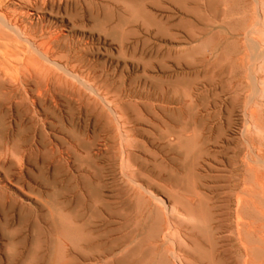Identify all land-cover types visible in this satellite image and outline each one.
<instances>
[{"label": "rangeland", "instance_id": "1", "mask_svg": "<svg viewBox=\"0 0 264 264\" xmlns=\"http://www.w3.org/2000/svg\"><path fill=\"white\" fill-rule=\"evenodd\" d=\"M0 57V264H264V0H0Z\"/></svg>", "mask_w": 264, "mask_h": 264}, {"label": "bare ground", "instance_id": "2", "mask_svg": "<svg viewBox=\"0 0 264 264\" xmlns=\"http://www.w3.org/2000/svg\"><path fill=\"white\" fill-rule=\"evenodd\" d=\"M1 58V57H0ZM190 121V120H189ZM186 124V123H185ZM189 125V124H188ZM187 126V125H186ZM178 127V126H177ZM191 127V126H190ZM185 128V126H183L182 128H181V130L182 129H184ZM194 128V127H193ZM187 129H188V127H187ZM174 130H176V129H174ZM207 130V129H206ZM179 132H180V130H179ZM175 133V132H174ZM177 133V132H176ZM183 133V132H182ZM178 134H180V133H178ZM180 136V135H179ZM182 142H183V140H182ZM245 159V158H244ZM190 166V165H189ZM243 176V175H242ZM173 179V178H172ZM170 180V179H169ZM172 182V181H171ZM179 184H180V182H179ZM189 185V184H188ZM198 185V184H197ZM189 187H190V185H189ZM181 188V187H180ZM198 188V187H197ZM197 188H195V189H197ZM234 188V187H233ZM235 189V188H234ZM233 190V189H232ZM91 193L93 194V195H96V191L95 190H92L91 191ZM199 197V196H198ZM150 200V199H149ZM242 200V199H241ZM169 208V207H168ZM181 209V208H180ZM168 210V209H167ZM168 211H170V210H168ZM173 211V210H172ZM181 211V210H180ZM179 211V212H180ZM184 211V210H183ZM177 212V211H176ZM184 212H186V211H184ZM169 213V212H168ZM172 214V213H171ZM175 214H177V213H175ZM181 214V213H180ZM185 214V213H184ZM175 216V215H174ZM80 219V218H79ZM177 219V218H176ZM77 220V219H76ZM197 222V221H196ZM51 225H53V224H51ZM54 228V227H53ZM191 228L192 229H197V231L200 233V236L203 238V240L206 242V243H208V247H204V246H202L201 248H198L197 250H196V253H197V256H198V259H199V262H200V264H220V254L219 253H217L218 251H217V247L215 246V244H216V242H215V239H214V235H215V229H210L209 228V226H208V224L207 223H203V224H201V225H198V224H191ZM163 229V231H161V232H157V233H155L154 234V239L149 243V248L150 249H158V250H160V247L157 245V241H158V237H161V239H163L164 241H162V243L163 242H167L168 240H169V237H171L173 234H175V232H174V230H175V227H174V225L173 224H169V225H167V226H165V227H162L161 228V230ZM40 230V229H39ZM50 231H52V230H50ZM55 231V230H54ZM54 231H52V232H54ZM38 232L39 231H37V234H38ZM154 232V231H153ZM11 234H13V233H11ZM15 235V234H14ZM40 235V234H39ZM263 237V236H262ZM19 238H21V237H19ZM231 238V237H230ZM24 237L23 238H21V239H18L17 240V242H15V243H10L9 245H11V247L13 248V254L11 255V258L14 260V259H18L19 257H20V254H19V252L17 253L16 252V250H15V247H16V245H19V246H22L23 244H24ZM36 239V238H35ZM232 240H233V238H231ZM32 240V239H31ZM230 240V239H229ZM232 240H230V241H232ZM30 241V240H29ZM170 241V240H169ZM36 245H37V249H41V247H42V241H41V243H39L37 240H36ZM141 243V241L139 242V244ZM161 243V242H160ZM169 243V242H168ZM244 243V242H243ZM30 244H32V243H30ZM139 244H138V246H139ZM28 246H30V245H28ZM166 246V245H165ZM245 247H246V245H244ZM114 247V246H113ZM112 247V249H111V252L112 251H114V248ZM159 247V248H158ZM162 247H163V245H162ZM199 247V246H198ZM30 248V247H29ZM108 248H110V247H108ZM167 248H169V247H167ZM170 249V248H169ZM247 249V248H246ZM42 250V249H41ZM44 250V249H43ZM55 250V249H54ZM54 250L53 249H51V255H53L54 256ZM162 250H163V248L161 249V252H162ZM33 251V250H32ZM30 252V251H29ZM28 252V253H29ZM45 252H46V250H45ZM49 252H50V250H49ZM82 253V252H81ZM110 253V252H109ZM242 253V252H241ZM30 254V257H29V262H28V264H36V263H38V262H42L43 260H42V255H44V254H42V255H39V253H38V251L35 249L34 250V252H30L29 253ZM48 254V253H47ZM49 256H50V254H49ZM170 256H171V258H172V262H173V264H182V261L185 259H187V255L186 256H181L180 255V253L179 252H177V251H173V250H171L170 251ZM248 256V255H247ZM205 260H206V262H205ZM12 261V260H11ZM208 261V262H207ZM222 262V261H221ZM44 263V262H43ZM165 263V262H164ZM248 263V262H247ZM252 263V262H251ZM69 264V263H68Z\"/></svg>", "mask_w": 264, "mask_h": 264}]
</instances>
